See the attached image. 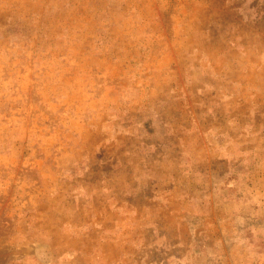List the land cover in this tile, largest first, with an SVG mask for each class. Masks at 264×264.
<instances>
[{"label":"rangeland","instance_id":"obj_1","mask_svg":"<svg viewBox=\"0 0 264 264\" xmlns=\"http://www.w3.org/2000/svg\"><path fill=\"white\" fill-rule=\"evenodd\" d=\"M0 264H264V0H0Z\"/></svg>","mask_w":264,"mask_h":264}]
</instances>
